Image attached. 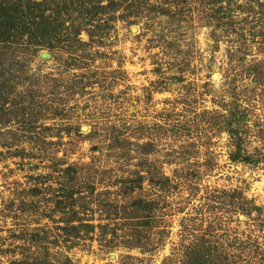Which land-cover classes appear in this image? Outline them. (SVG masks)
Listing matches in <instances>:
<instances>
[{"label":"rangeland","instance_id":"1","mask_svg":"<svg viewBox=\"0 0 264 264\" xmlns=\"http://www.w3.org/2000/svg\"><path fill=\"white\" fill-rule=\"evenodd\" d=\"M263 11L0 0V264H264Z\"/></svg>","mask_w":264,"mask_h":264},{"label":"trees","instance_id":"2","mask_svg":"<svg viewBox=\"0 0 264 264\" xmlns=\"http://www.w3.org/2000/svg\"><path fill=\"white\" fill-rule=\"evenodd\" d=\"M257 1H259V0H257ZM249 7H251V5L249 4ZM252 8V7H251ZM264 12V11H263ZM262 16H263V19H264V14H262ZM262 38V44H264V34H263V36H261ZM241 40H243V38L241 39ZM232 158H234V157H232Z\"/></svg>","mask_w":264,"mask_h":264}]
</instances>
